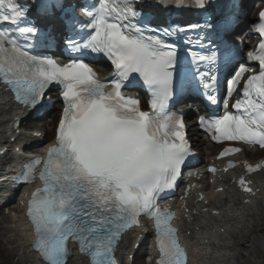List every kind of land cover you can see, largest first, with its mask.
I'll return each mask as SVG.
<instances>
[{"label":"snow or ice","instance_id":"6c2138e0","mask_svg":"<svg viewBox=\"0 0 264 264\" xmlns=\"http://www.w3.org/2000/svg\"><path fill=\"white\" fill-rule=\"evenodd\" d=\"M236 3L0 0V85L33 111L42 106L52 85L60 89L63 102L55 144L43 161L26 164L22 175L23 182L31 183L33 169L42 163V187L32 192L26 212L34 230L32 250L40 264H68L70 244L89 258V264H117L122 234L139 226L142 216L154 222L156 264H187L172 227L173 214L157 205L174 189L192 155L182 117L168 108L191 89H202L209 103L217 102L216 72L234 56L224 34ZM78 6L85 20L76 15ZM187 10L208 15L202 23L186 25L171 18ZM160 13L169 19L158 22ZM255 31L261 42L248 52L247 60L258 65V73L243 82L234 112L227 111L225 103L223 115L201 116L199 124L216 142L264 149V11ZM61 43L71 56L63 65L48 55ZM89 56L109 61L113 79H97L85 62ZM245 72L252 68L241 66L227 80L228 97ZM135 83L147 90L151 112L141 110L139 99L122 93ZM240 151L226 148L220 155ZM245 167L254 172L262 165ZM239 184L251 192L243 178Z\"/></svg>","mask_w":264,"mask_h":264},{"label":"bare ground","instance_id":"6f19581e","mask_svg":"<svg viewBox=\"0 0 264 264\" xmlns=\"http://www.w3.org/2000/svg\"><path fill=\"white\" fill-rule=\"evenodd\" d=\"M182 107L181 109H183ZM185 110V109H183ZM13 109L8 105L4 96L0 95V118L7 117ZM2 123L0 122V127ZM194 130H191L193 133ZM5 131L0 129L2 138ZM201 151L214 149L208 144L199 142ZM206 149V150H205ZM242 158V155L239 156ZM260 193L257 195L253 206L249 208L234 207L232 192L227 195L230 202L222 204V196L211 198L215 201L214 206L220 210L221 214L217 218L209 219L202 217L196 226L201 227V233L194 234L195 247L192 249V260L190 264H238V258L232 252L242 254L249 264H264V229L261 227L259 217L264 219V177L257 182ZM238 206V205H237ZM14 216V215H13ZM11 226L3 231L8 233V237L0 240V250L4 257L13 258L17 256L14 264H36L35 259L29 254L28 231L20 217H12ZM212 222L223 228L225 233L212 234L206 230V223ZM1 236V234H0ZM3 236V235H2ZM128 237H126V241ZM247 244V245H245ZM6 246V247H5ZM68 264H84L83 260L73 257Z\"/></svg>","mask_w":264,"mask_h":264},{"label":"rangeland","instance_id":"374dc122","mask_svg":"<svg viewBox=\"0 0 264 264\" xmlns=\"http://www.w3.org/2000/svg\"><path fill=\"white\" fill-rule=\"evenodd\" d=\"M41 128H42V126H41ZM0 218H2V219H4V222L1 224V228H6V227H8L9 225H10V223H9V219L7 218V216H4V217H0ZM259 222H260V225H261V227L264 229V219L263 218H261L260 220H259ZM0 234H1V236H0V240H4L5 238H7L8 237V233H6V232H4V231H0ZM3 235V236H2ZM245 245H247V244H245ZM6 247V246H5ZM3 254H5V253H3L2 252V250H0V264H14V262L17 260V256H15V257H13L12 259L11 258H6V257H4V255ZM244 256H248V253L247 252H242V255H239V261H238V264H249L245 259H243V257Z\"/></svg>","mask_w":264,"mask_h":264}]
</instances>
